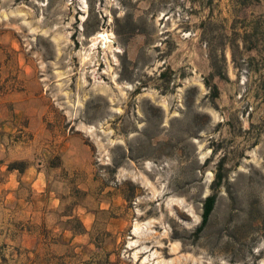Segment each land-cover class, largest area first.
I'll use <instances>...</instances> for the list:
<instances>
[{
  "label": "rangeland",
  "instance_id": "374dc122",
  "mask_svg": "<svg viewBox=\"0 0 264 264\" xmlns=\"http://www.w3.org/2000/svg\"><path fill=\"white\" fill-rule=\"evenodd\" d=\"M0 146L9 264H264V0H0Z\"/></svg>",
  "mask_w": 264,
  "mask_h": 264
},
{
  "label": "crops",
  "instance_id": "0c3cea01",
  "mask_svg": "<svg viewBox=\"0 0 264 264\" xmlns=\"http://www.w3.org/2000/svg\"><path fill=\"white\" fill-rule=\"evenodd\" d=\"M3 152L4 147L0 146V194L3 192V199H0L4 201L3 205L0 203V216H2V213L5 216L9 212V206L6 204H14L13 207L19 210L24 222L22 228L18 230V238L12 240L1 230L6 222H2L0 219V264H9V261L3 260L2 254L5 248L11 247L12 250L14 248L23 250L35 248L37 238L30 227L32 224L33 202L37 203L35 209L40 211L45 206L47 193L45 176L41 171L28 165L22 170L9 168L8 164L2 161Z\"/></svg>",
  "mask_w": 264,
  "mask_h": 264
},
{
  "label": "trees",
  "instance_id": "16d2710c",
  "mask_svg": "<svg viewBox=\"0 0 264 264\" xmlns=\"http://www.w3.org/2000/svg\"><path fill=\"white\" fill-rule=\"evenodd\" d=\"M245 38H246V36H245ZM9 168L14 169V167H9ZM221 180H222V177L220 175H216L215 180H214L216 187L220 185ZM215 204H216V195L215 194L208 195L204 199V201L202 203L201 225L197 229L198 232H200L208 223V220L213 213Z\"/></svg>",
  "mask_w": 264,
  "mask_h": 264
},
{
  "label": "water",
  "instance_id": "95a60500",
  "mask_svg": "<svg viewBox=\"0 0 264 264\" xmlns=\"http://www.w3.org/2000/svg\"><path fill=\"white\" fill-rule=\"evenodd\" d=\"M102 36H105V34H99L98 37H102Z\"/></svg>",
  "mask_w": 264,
  "mask_h": 264
}]
</instances>
